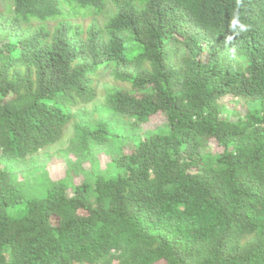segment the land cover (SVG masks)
<instances>
[{"label": "trees", "instance_id": "1", "mask_svg": "<svg viewBox=\"0 0 264 264\" xmlns=\"http://www.w3.org/2000/svg\"><path fill=\"white\" fill-rule=\"evenodd\" d=\"M58 1L0 0V264H264V0Z\"/></svg>", "mask_w": 264, "mask_h": 264}, {"label": "rangeland", "instance_id": "2", "mask_svg": "<svg viewBox=\"0 0 264 264\" xmlns=\"http://www.w3.org/2000/svg\"><path fill=\"white\" fill-rule=\"evenodd\" d=\"M101 79L103 80H107L109 82H111L112 80L109 79L108 76V69L104 68L100 74ZM102 85V84H100ZM101 99V98H100ZM224 100V99H223ZM223 102L227 103L225 106V113L223 115V117H231L233 120L236 119L237 116H235V114H237L238 116H244L246 114V109H247V105L244 103L243 100H239V99H232V98H228L225 99ZM166 123V120L163 118V116L158 115L155 116L153 118H151V120L149 121V123L147 125H145L143 127L144 131H155L156 129L163 127ZM75 138V134H74V130L72 127H69L66 135L63 138V141L61 142L62 144L56 145L55 148L56 151L59 149H63L64 151H67L70 143L69 140L70 139H74ZM210 151H212L213 154H216L220 151V149L216 146L215 143L210 144L209 148ZM54 150V149H53ZM53 150H49L46 153H41L38 157V162L39 164L44 163L45 164V169H40L38 170V172H34L33 169H28L29 165L25 164L24 162L22 163L21 161H17L15 163H20L19 166L22 170V172H20L18 174V176L21 174V176L18 177L19 181L23 180V177H25L26 175L29 176L31 179L33 180H37V178L40 177L41 174L46 173L48 177H50V179L52 181H58L63 179L66 176V172L68 170L67 167V163L66 160H75V158L73 157L72 153L69 154H65L63 155V157L61 156L60 153H57L56 151ZM68 152V151H67ZM95 162L94 164L91 163H85L83 165H81L82 169L84 170V172L80 173L81 175H83L85 177V173H88V179L92 180L91 178H93V172L98 170H104L106 169V167L109 165L110 163V157L107 153H102L103 151H101V149H96L95 151ZM105 152V151H104ZM125 153H129L130 149L128 147H126L124 149ZM40 166V165H38ZM95 169V171H94ZM83 176H78V174H75L73 176V180L75 184H81L82 181L84 180ZM35 181V182H36ZM157 264H164L163 261L158 262Z\"/></svg>", "mask_w": 264, "mask_h": 264}, {"label": "clouds", "instance_id": "3", "mask_svg": "<svg viewBox=\"0 0 264 264\" xmlns=\"http://www.w3.org/2000/svg\"><path fill=\"white\" fill-rule=\"evenodd\" d=\"M61 1L62 0H59L57 3H60ZM64 15H65V13H64ZM65 16H66L67 19L68 18H73L74 19L73 16H67V15H65ZM230 26H231L232 30L236 31L237 33L244 32V31L247 30V25H245L244 23L241 22V20L239 19V16H234L232 18Z\"/></svg>", "mask_w": 264, "mask_h": 264}]
</instances>
